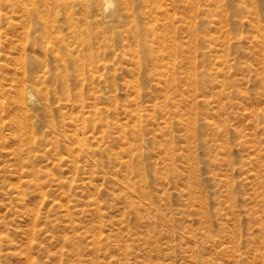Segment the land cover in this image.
<instances>
[{"label": "rangeland", "instance_id": "rangeland-1", "mask_svg": "<svg viewBox=\"0 0 264 264\" xmlns=\"http://www.w3.org/2000/svg\"><path fill=\"white\" fill-rule=\"evenodd\" d=\"M0 264H264V0L2 2Z\"/></svg>", "mask_w": 264, "mask_h": 264}, {"label": "bare ground", "instance_id": "bare-ground-1", "mask_svg": "<svg viewBox=\"0 0 264 264\" xmlns=\"http://www.w3.org/2000/svg\"><path fill=\"white\" fill-rule=\"evenodd\" d=\"M5 1H7V0H0V4H1L2 2H5Z\"/></svg>", "mask_w": 264, "mask_h": 264}]
</instances>
